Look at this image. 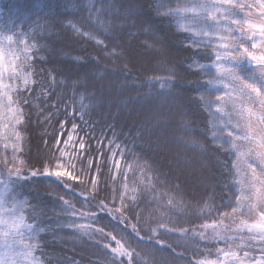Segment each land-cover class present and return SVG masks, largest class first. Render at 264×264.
Instances as JSON below:
<instances>
[{
	"label": "trees",
	"instance_id": "16d2710c",
	"mask_svg": "<svg viewBox=\"0 0 264 264\" xmlns=\"http://www.w3.org/2000/svg\"><path fill=\"white\" fill-rule=\"evenodd\" d=\"M194 1L0 0V34L32 57L27 87L10 95L20 142L0 160V181L37 227L24 240L41 264H264L242 233L252 215L235 214V153L216 111L226 90L264 85L263 63L244 51L255 34L232 23L263 18L264 0L261 13L259 0H239L220 21L233 34L217 27L211 40L180 26ZM113 236L130 256L112 251Z\"/></svg>",
	"mask_w": 264,
	"mask_h": 264
},
{
	"label": "rangeland",
	"instance_id": "374dc122",
	"mask_svg": "<svg viewBox=\"0 0 264 264\" xmlns=\"http://www.w3.org/2000/svg\"><path fill=\"white\" fill-rule=\"evenodd\" d=\"M211 1L212 4L221 6L222 13H225V10H227L228 12L226 11V15L230 14L229 11L231 7H240L241 4L239 0ZM202 2L203 0L194 1V3L203 4ZM257 2L261 4L260 0ZM261 6L262 4L260 8L255 7L257 12H260ZM210 12L211 15L218 13L215 10ZM200 14H204V12ZM210 14L206 13V15ZM259 17L260 16L255 15L253 19H248L239 15L236 18V24L239 26L242 24L243 27H247L248 30L250 29L251 33L255 34L252 37V41L249 43L250 45H248L247 52L257 57L264 55V17ZM190 18H192V16L188 14L181 20L180 26L185 29L191 28L192 24H189L191 21L189 20ZM225 24L226 26L221 27L220 31L214 29L213 32L216 33V31H219L220 35L229 36L230 34L231 36L233 32L230 26L227 23ZM199 25L206 29L209 24L205 23ZM188 32L192 33L191 31ZM194 36L197 37L198 35ZM6 37V35L0 34V51H2L4 55L3 61L0 62L2 63L0 71L3 72L0 79H2L3 85L10 86L0 88V160L8 159L10 161L19 148L20 138L17 139V134L19 135V123H17V120L20 121V114L13 103L9 105L8 96H12L14 90L24 85V76H17V72L13 71V67L15 66L17 71L23 69L25 73H28L29 58H27V56L29 52L27 55L23 53V50L25 48L28 49V46L17 38H13L10 45L12 51L10 52L8 50L9 43L5 39ZM224 42L227 41L224 40ZM253 45H255V47H253ZM14 57H18V59H14ZM244 71V77L246 79L256 77V72L253 73L251 70L247 69ZM259 79L261 82L263 78L259 77ZM257 88L259 87L257 86ZM219 104L222 111L218 113L224 119V122L221 123V125H224V128L221 126L224 132L223 136L226 139L227 146L235 153L236 187L239 196L237 199L238 202L236 203L235 214L243 212L244 215H252L251 222L248 225L259 224L262 222L260 213L264 211V147H262V145H264V87H262L260 95H257L253 90L244 88L242 85L235 87L233 92L226 90L224 98L219 100ZM13 116H15V119H13ZM229 132L232 133L231 136H229ZM245 136L253 137V139H244ZM5 145H7V147H5ZM233 145H235V147H233ZM29 160H33L32 156L29 157ZM43 162L46 164L48 163L47 159H44ZM6 189L4 184H0V192L5 196L8 192ZM6 205L7 206L3 209V218L11 223V218L7 215L8 208L11 206H9L7 202ZM235 214H229L225 216V219L232 220ZM233 221H235V219H233ZM242 222L244 223V221ZM215 227H211L212 230H214ZM27 232L28 231L25 230L21 234V238H18L15 242L16 245H19L21 240L23 243L29 244L24 240ZM247 232V229L242 232L244 238L246 241L252 240L248 238L249 235ZM251 234L252 238L257 242V246L260 245L261 247V249H257L256 251L261 250L264 252V232L258 228H253ZM4 239V237L0 236V245L3 244ZM7 240L9 243L13 242L11 236L8 237ZM2 251L3 249L0 248V252ZM232 253L237 254L238 252L233 250L230 254ZM33 255L35 260L32 264H41L34 253V249ZM259 258H262V256Z\"/></svg>",
	"mask_w": 264,
	"mask_h": 264
},
{
	"label": "snow or ice",
	"instance_id": "6c2138e0",
	"mask_svg": "<svg viewBox=\"0 0 264 264\" xmlns=\"http://www.w3.org/2000/svg\"><path fill=\"white\" fill-rule=\"evenodd\" d=\"M212 10H215L217 12L221 11V6H218L216 4H200V3H190V5L188 7H186L185 9H183V14H185L186 16L188 14H190L193 18V23L191 28L186 29L187 31H191L194 35H198V36H203V37H208L209 40H211L212 36L214 35L213 30L217 27H222L223 25L220 24V21L224 18H226V11L225 10V14L221 15V16H213L211 17L212 19V23L210 25L207 26V28H203L200 27L199 25V21L198 19H196L201 12L204 13H208ZM164 15H168V16H180L182 14L180 9H176V10H168L167 12L163 13ZM232 23H236L235 20L232 21ZM87 35V34H86ZM8 43H9V51L11 52V43L13 40L12 36H7L5 38ZM222 39V37H221ZM193 43H199V41H193ZM223 47L225 49L228 48L227 44H223ZM253 47H255V45H253ZM28 49L25 48L23 50L24 54H28ZM245 52H247V49H244ZM248 56L251 58L252 61H260L262 63H264V55L262 56H254L252 53H248ZM27 58L31 59L32 57L30 55L27 56ZM4 59V55L3 52L0 51V62H2ZM14 59H18V57H14ZM217 60H220L221 57L219 54H217L216 56ZM232 62V61H230ZM234 63V62H233ZM0 68H2V63H0ZM13 71L17 72V76L23 75L24 79H23V83L25 85V87H27L29 81H28V75H30V73H25L23 71V69L17 71L16 67H13ZM3 72L0 71V77H2ZM11 79V77H10ZM251 79V77L249 78ZM4 87H10V86H5L3 85L2 79H0V88H4ZM248 88H251L254 92L257 93V95L261 94V89L254 87L252 84H248L247 85ZM262 87H264V85H262ZM219 99V98H218ZM8 102L9 105H11L13 103L12 97L8 96ZM27 101H25L26 103ZM217 112H221L222 109L217 107L216 109ZM13 119H15V116H13ZM20 121L17 120V123H19ZM63 126V125H62ZM76 125H73V129L75 130ZM232 133L229 132V136H231ZM17 139H19V135L17 134ZM244 139H253V137H249V136H245ZM73 137L71 135L68 136V141H72ZM5 147H7V145H5ZM80 149H84L85 145L83 142L80 143L79 145ZM233 147H235V145H233ZM262 147H264V145H262ZM57 167H61V165H58ZM68 167L75 169V164L69 162L68 163ZM45 174L46 175H54L58 178L60 177H68L69 179H77V177H74L72 175L71 171H55V172H49L47 169H45ZM32 175H36L35 172L32 173ZM15 177L17 179L21 178V172L20 170L17 168L16 171L10 172V178ZM3 181H0V184H2ZM95 183V182H93ZM9 199V197H6L2 192H0V236L4 237V242L2 245H0V248L3 249L2 252H0V264H32V262L35 260V257L33 255V249H34V245L31 244H26L23 243L21 240V243L19 245H16V240L18 238H21V234L27 230L30 233H35L37 231V227L34 225H27L24 223L26 217L23 215H17L18 210L23 208V201L17 200L15 202V207L12 208H8V213L7 215L11 218V223H9L8 221H6L3 218V209L7 206L6 205V201ZM65 204H67V201H64ZM101 204H103V201H101ZM106 207V206H105ZM261 216V223L259 224H254V225H248L247 223L244 224V228H246L248 231H251L253 228H258L260 229L262 232H264V211H262L260 213ZM133 229L135 230V227L133 226ZM12 237V243H9L7 238L8 237ZM28 239L31 241L33 239H36V237L34 235H30L28 237ZM112 239L115 241V243L117 245H119V248H113L112 251L114 253H119V255L121 256H125L128 255L130 256L131 254L128 253L125 249L124 246L120 243L119 240L116 239L115 236L112 237ZM227 255V254H226ZM233 256L236 255V253H232Z\"/></svg>",
	"mask_w": 264,
	"mask_h": 264
}]
</instances>
